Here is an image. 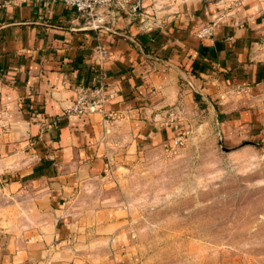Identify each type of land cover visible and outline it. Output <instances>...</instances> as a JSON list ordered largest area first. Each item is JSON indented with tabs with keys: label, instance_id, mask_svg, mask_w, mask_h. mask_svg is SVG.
<instances>
[{
	"label": "crops",
	"instance_id": "1",
	"mask_svg": "<svg viewBox=\"0 0 264 264\" xmlns=\"http://www.w3.org/2000/svg\"><path fill=\"white\" fill-rule=\"evenodd\" d=\"M87 28L60 2L0 0V264H140L118 171L197 126L264 142V0H132ZM100 84L116 121L67 112Z\"/></svg>",
	"mask_w": 264,
	"mask_h": 264
},
{
	"label": "rangeland",
	"instance_id": "2",
	"mask_svg": "<svg viewBox=\"0 0 264 264\" xmlns=\"http://www.w3.org/2000/svg\"><path fill=\"white\" fill-rule=\"evenodd\" d=\"M109 189L140 264H264V142L229 145L197 126L145 150Z\"/></svg>",
	"mask_w": 264,
	"mask_h": 264
},
{
	"label": "built area",
	"instance_id": "3",
	"mask_svg": "<svg viewBox=\"0 0 264 264\" xmlns=\"http://www.w3.org/2000/svg\"><path fill=\"white\" fill-rule=\"evenodd\" d=\"M22 3L36 0H19ZM47 2H60L72 9L75 14L85 20L87 27L94 30H108L127 12L132 0H44ZM201 38H210L213 35V26H206L198 31ZM102 59L107 57L105 51L99 52ZM108 100V92L103 84L95 87H80L77 91L72 106L67 111L76 117L90 116L97 113L107 115L108 122L116 121L114 113H107L105 106ZM175 118L174 115H170ZM181 141L176 142L178 144Z\"/></svg>",
	"mask_w": 264,
	"mask_h": 264
},
{
	"label": "water",
	"instance_id": "4",
	"mask_svg": "<svg viewBox=\"0 0 264 264\" xmlns=\"http://www.w3.org/2000/svg\"><path fill=\"white\" fill-rule=\"evenodd\" d=\"M87 29H91V30H94V28H92V27H88Z\"/></svg>",
	"mask_w": 264,
	"mask_h": 264
}]
</instances>
